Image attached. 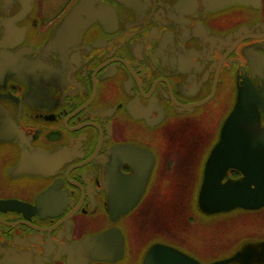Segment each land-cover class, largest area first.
I'll use <instances>...</instances> for the list:
<instances>
[{"label": "flooded vegetation", "instance_id": "obj_1", "mask_svg": "<svg viewBox=\"0 0 264 264\" xmlns=\"http://www.w3.org/2000/svg\"><path fill=\"white\" fill-rule=\"evenodd\" d=\"M80 3L0 0V264H264V0Z\"/></svg>", "mask_w": 264, "mask_h": 264}, {"label": "rangeland", "instance_id": "obj_2", "mask_svg": "<svg viewBox=\"0 0 264 264\" xmlns=\"http://www.w3.org/2000/svg\"><path fill=\"white\" fill-rule=\"evenodd\" d=\"M199 133H203V131L201 132L200 128L193 130L190 135H185L184 137H173L172 139H170V142L167 141L166 148L178 150L185 147L191 149L195 146L196 140L200 137ZM164 187L165 193L162 194L160 199V235H167L168 233L172 234L173 232H176V229H174L173 231L172 227L176 226V222L178 220L177 215L173 211V209H175L172 203V197L174 193L168 192V189L171 190L173 187L169 184ZM261 229H264L263 226L261 227ZM221 230L222 229H217L215 227H213L212 229L211 237L213 247L220 244L222 234Z\"/></svg>", "mask_w": 264, "mask_h": 264}, {"label": "water", "instance_id": "obj_3", "mask_svg": "<svg viewBox=\"0 0 264 264\" xmlns=\"http://www.w3.org/2000/svg\"><path fill=\"white\" fill-rule=\"evenodd\" d=\"M87 0H81L80 5H84V3ZM76 11H78V9H74L71 16L75 13ZM234 144L231 141V144L229 146V148H234ZM218 150L222 149V143H220L217 146ZM260 185L254 190H252L251 188L247 187V185H245V189L244 190H233V189H221L218 188L217 189H213L211 191V189H207L206 191L203 190V194L202 196H206V197H211V200L213 201L212 207L213 212H220L221 209L223 208V205L220 204V202H222L225 199H230V201H240V200H244V203H238L236 205L238 206H242L245 208H261L264 206V182L259 183ZM239 192V193H238ZM215 201H219L218 203ZM226 208L224 207L222 210H225ZM167 264V263H164Z\"/></svg>", "mask_w": 264, "mask_h": 264}]
</instances>
